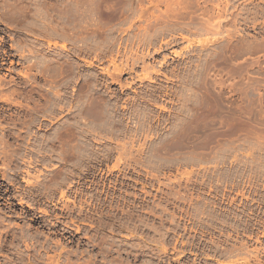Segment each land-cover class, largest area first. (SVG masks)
Returning a JSON list of instances; mask_svg holds the SVG:
<instances>
[{"label":"rangeland","instance_id":"obj_1","mask_svg":"<svg viewBox=\"0 0 264 264\" xmlns=\"http://www.w3.org/2000/svg\"><path fill=\"white\" fill-rule=\"evenodd\" d=\"M12 7L30 17L13 24ZM40 11L0 0L14 55L0 67V264H216L229 258L201 249L244 229L264 247V0H64L50 39L33 34ZM87 83L101 105L88 116ZM55 104L68 110L28 127Z\"/></svg>","mask_w":264,"mask_h":264},{"label":"bare ground","instance_id":"obj_2","mask_svg":"<svg viewBox=\"0 0 264 264\" xmlns=\"http://www.w3.org/2000/svg\"><path fill=\"white\" fill-rule=\"evenodd\" d=\"M34 1H35V5L41 6L42 11H40L38 14H36V13L34 14V17L37 18L38 21H39L38 25H35L34 26L37 31L35 33H33L31 31L30 25H29L28 26V32L29 33H33L35 36L42 37L43 39H50V38H52L54 36H57L58 33L60 32L59 24L56 21L57 19H55L57 15L55 17H53L48 12L49 11L57 12V10L59 8V4L63 3L64 0H34ZM97 7L99 8L100 6H97ZM4 10H6V9H4ZM103 10H105V11H111V13L113 12V10H111V8L110 7H107L105 4L103 5ZM102 12L103 11H101V13ZM1 13H4V12H1ZM30 13H31V11L27 7H22V8L16 7V8L10 9V11H9V17H10V20H12L13 24H20V21L22 19L27 18V16L30 17ZM12 22H10V23H12ZM7 25H9V24H7ZM96 32L97 31L95 29H85L84 31H81L80 32V34H85L86 39H85V41L84 40H79L78 41L79 43H81V45H78L77 48H75V51L78 54H80V55H86V54H88V51H89V48L88 47L90 46V44H91V42L93 40V37L96 34ZM86 40H87V43H86ZM4 44H5L4 37H0V46H2ZM174 44H175V39L174 38H172V39L170 38V40L165 41L163 43V45L161 47H159L158 50H156L155 52L157 53L160 50H165L167 48H170V47L174 46ZM45 45L46 46L47 45H50L49 41H46L45 40V42H43V44L41 43V44H38L36 46H39L40 49H45V48H43V47H45ZM51 45H54L55 46V43L54 44L51 43ZM29 46H30L29 44L22 45L20 41H18V43L16 42V44H13L15 56L18 55V57L21 59V61L28 62L29 60H28V57L27 56H29L30 53H31ZM26 53H27V55H26ZM13 56L14 55H10V53H8V52L3 51V50L0 49V67H2L4 65V62L6 60L8 61V59L11 58V57H13ZM131 57H132V55H131ZM140 58L139 59L138 58L137 59H133L131 61V64H128L129 62H127L124 65H122V64L116 65L114 61H111L110 63L112 65V70L110 71V69H102V71H104V73L110 79H112V73H117V75H120V74L124 73L125 71L131 72L132 69H133V68H131L132 65L138 64ZM142 60H143V56H142ZM9 62L11 63V61H9ZM143 64H144V62H143ZM4 87H6V85L3 84L0 81V93L1 94L3 92H5V90H6V88L4 89ZM84 89H86L85 92L87 94H85V97H86L87 101L86 100L84 101L85 106L83 104L84 107H83V109L81 108L82 109L81 112H85V114L88 116V115L91 114V111H89V108H91L92 106H90V104L91 105L94 104V106L97 105L98 107L101 106V105H100V102L97 101V99H95V98H92L91 99V97H90V91H88V89H89V83L86 84V86L84 87ZM10 95H12V94L11 93H9V95L8 94H2V96L0 95V100L7 102V101L10 100ZM88 100H91V101H88ZM53 106L56 107V109H53L51 111V113H49V114H40V115H38L36 113L34 115V118L29 119V121H28V127H30L31 125H33V126H36L37 129H39V130L44 129V128H46L45 122H51V121H53L57 115H59L61 112H63V109L65 111L68 110L67 107L63 108L62 106H58L56 104L53 105ZM88 106H89V108H88ZM90 110H92V109H90ZM12 121H13L12 122V125L13 126H17L19 124V122H20L19 119H17V118L15 120H12ZM16 121H18V122H16ZM27 130H29V129H27ZM72 134H73L72 131L68 130L67 133H66V137H69L70 138L72 136ZM32 135H33V133L31 131L28 132V135L25 138L22 139V142L25 145H29L28 142H31L33 140V136ZM18 137H19V135H17L15 137V139H18ZM38 147H39V149L37 151V154L40 155V156H43L45 154V151H43L40 148V146H34L33 145V148L34 149H36ZM41 160H42V158H40V157H33L32 155H30L27 158V164H28V166H34L37 162L41 163ZM18 203L19 204H22V200L20 199L18 201ZM245 230L246 229H244L243 231L240 230V232L236 231V234H237V236L238 235H240V236H243L244 235V237L246 239H249V240H247V241H240V242H234L233 241L234 243H231L228 246L226 245L227 243L213 242V243L209 244V245H211V247H208L207 249L206 248H202L201 251H200V253L201 252L204 253L206 251H209L210 253H212V255H210L211 257L217 256V255L218 256L219 255H222V256H227V258H229L228 259L229 261H227V262H219V261H217L216 264H264V247L254 248V249H249L248 248V245H250L249 243H251L249 241H254L255 243H257L260 246L262 245V243L257 242L260 238L263 237L262 236V233L257 232L256 234L255 233L249 234V233L245 232ZM222 246H225V247H222ZM188 253H190V252H188ZM206 256H207V254H206ZM196 262L197 263H195V264H200L199 261L196 260ZM187 263H188V261L186 262V264Z\"/></svg>","mask_w":264,"mask_h":264}]
</instances>
